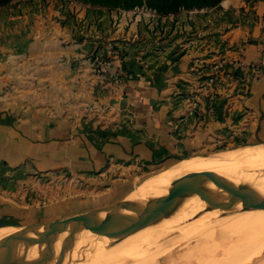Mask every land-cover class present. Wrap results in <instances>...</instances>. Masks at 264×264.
<instances>
[{
    "label": "rangeland",
    "instance_id": "rangeland-1",
    "mask_svg": "<svg viewBox=\"0 0 264 264\" xmlns=\"http://www.w3.org/2000/svg\"><path fill=\"white\" fill-rule=\"evenodd\" d=\"M223 1L220 0L215 5H211L212 0H10L5 4L0 3V12L3 11L4 18L14 21L8 30L2 28L4 33L12 32L15 23H18L27 11L32 10L39 15V19L34 21L41 31H44L42 33L69 37L61 38L63 42L59 44H42L41 50L52 53L70 52L74 56L70 65L80 67L76 73L44 74V70L43 74H40L38 68H33L41 65L40 60L32 63L27 56L31 50H26L24 53L27 55L23 54L17 59L12 57V61L5 64L4 70L11 72V75L5 76L4 79L8 83V92L14 95V105H23L26 110L47 113L55 108L57 112L68 113L69 117L66 118L70 119L77 130L85 129L89 141L101 142L105 138L96 140V132L104 131L105 137L106 132L117 131L120 118L127 114L129 108H122L120 102L124 101L127 81L139 73L142 76L143 71L138 70H143L145 52L159 50L156 48L159 43L150 46L147 39L160 37V23L163 20L171 22L178 14L188 11L204 14L214 10L218 13V6ZM237 2L243 6L241 9L248 8L246 13L253 11L250 9L261 8L264 18V0ZM256 18L259 17L255 15L254 21ZM2 23L0 21V27ZM234 25L230 29L237 28L236 24ZM211 38L199 46L202 50H209L207 44H210L217 49L212 50L213 54L208 63H203L206 69L201 73L198 71L200 79L204 80H198L184 95L183 92L178 94L182 95L180 98L183 103L188 104L193 112L198 107L200 97L210 99L211 102H207L210 113L226 122V127H222L223 130L219 131L215 139H210L205 146L196 148L194 154L183 155L168 165H143L133 161L130 170L123 171V167L128 164L115 162L113 170L109 171L107 176L99 178L91 176L94 174L72 176L54 172L33 173L28 180L13 190L15 198L23 202L21 206L26 207H23L19 219L10 226L23 227L36 222L63 219L115 203L125 197H134L136 190L148 178L185 160L207 157L201 156L204 154L217 156L235 152L253 153L262 149L264 140L255 136L259 117L254 108L243 104V101L253 94L250 83L258 79L260 69L253 64L251 67L258 70V73L253 72L252 75L245 76L237 70L240 68L247 72L248 65L243 54L248 40L245 35L239 38L238 34L236 38L239 39L232 44L228 43L229 40L224 42L222 38ZM235 50L236 58L230 56ZM209 75L214 76L212 82L208 79ZM57 85L62 87L53 90ZM243 132L248 137L241 135ZM260 145L262 146L255 148ZM108 165L111 164L107 163L105 167ZM182 221L181 218H175L167 223L154 225L151 234L144 232L137 235V239L124 236L117 246V252L124 254L118 264L124 263L126 259L141 257L157 245H163L161 248L166 253L168 250L166 256L160 255L154 261L157 264H169L175 261L172 259L182 255L185 260L179 258V262L183 260L184 264H264V218L243 224L245 229L238 230L229 224L220 235L219 247L212 250L213 254L208 258L204 257V252L211 249L213 241L219 235L210 238L207 247L201 251V258L196 261L189 260V256L186 258L195 249L194 242L189 241L175 249V243L172 241L196 224L189 218ZM163 235L166 239H161ZM170 239L171 242L166 244ZM60 252L62 251L57 253ZM179 262L177 260V263Z\"/></svg>",
    "mask_w": 264,
    "mask_h": 264
},
{
    "label": "crops",
    "instance_id": "crops-1",
    "mask_svg": "<svg viewBox=\"0 0 264 264\" xmlns=\"http://www.w3.org/2000/svg\"><path fill=\"white\" fill-rule=\"evenodd\" d=\"M237 1L224 0L218 6V13L213 10L200 15L188 11L178 14L171 22L163 20L160 23V37L148 36L147 39L150 46L159 43L156 46L159 50L145 52L143 70H138L143 71V74L140 76L139 73L127 81L124 101L120 102L122 108H129L127 114L120 118L117 131L106 132L105 137L104 131L96 132V140L105 138L101 142L89 141L85 129L77 130L66 118L69 117L68 113L57 112L55 108L42 113L26 110L17 103L14 105V95L9 94L8 83L4 80L5 76L11 75L4 67L12 61V57L20 58L23 54L27 55L24 53L26 50H31L28 59L32 63L40 60V66L32 65L39 69L40 74L44 70V74L76 73L80 67L70 65L74 57L70 52L41 50L42 44H59L63 42L60 39L66 36L42 33L44 31L35 23L39 19L36 12L27 11L15 23L12 32L4 33L2 28L8 30L14 21L4 18L1 11L0 231L11 227L10 224L19 219L23 207H26L21 206L23 202L15 198L13 190L33 173L54 172L72 176L94 174L91 176L99 178L107 176L115 162L128 164L123 167V171H129L133 161L143 165H168L183 155L194 154L196 148L215 139L219 131L223 130L222 127H226V122L210 113V99L200 97L198 107L193 112L180 98L198 80H204L200 79L198 71L201 73L206 69L203 63H208L212 50L217 49L207 44L209 50L203 51L199 46L210 41L211 37L222 38L224 42L229 40L231 44L244 35L248 40L243 54L248 65L247 72L240 68L237 70L245 76L256 72L251 67L253 64L260 69L258 79L250 83L253 94L243 104L255 109L259 117L255 136L264 140L263 11L258 8L250 9L255 13H246L248 8L241 9L243 6ZM255 15L259 18L254 21ZM8 23L10 26H7ZM234 24L237 28L230 29ZM237 34L239 38H236ZM230 56L236 58V50ZM55 87L52 89L56 91L62 86ZM63 87L66 90L65 85ZM61 118L64 120L61 121ZM241 135L248 137L245 132ZM107 163L111 165L105 167Z\"/></svg>",
    "mask_w": 264,
    "mask_h": 264
},
{
    "label": "bare ground",
    "instance_id": "bare-ground-1",
    "mask_svg": "<svg viewBox=\"0 0 264 264\" xmlns=\"http://www.w3.org/2000/svg\"><path fill=\"white\" fill-rule=\"evenodd\" d=\"M261 146L262 145L255 146V148H259ZM209 155L210 154H204L201 156L207 157L194 160H185L181 164L174 165L170 168H167L163 172L148 178L138 188V190H136L134 197L144 198L153 192L160 190L163 191L171 185H177L189 181H204L207 177L217 174L232 178L236 182H248L252 188L261 193L264 192V147L254 151L253 153L235 152L228 153L226 155ZM222 194L228 199L234 201L241 199V196L237 191H224ZM184 204L185 205L181 207L179 211L175 212L168 220L156 225L167 223L175 218H181V221L189 218V220H192L196 223L195 226L190 230L182 232V235H177V237L174 239L171 238L175 243V249L179 246H184L189 241L194 242L195 249L186 256V258L189 256V260L196 261L201 258V251L207 247L210 238L215 235H219V237L213 241L211 249H207L208 251L204 252V257H210L213 254L212 250L219 247L221 240L220 235L226 230V227L229 224L238 230L245 229L246 227H243V224L249 222L251 223L252 220L259 221L261 218H264V208H251L233 211L220 216L219 211L217 210H203L205 204L199 201L197 198L189 199ZM153 226L154 225L145 226L131 229L123 233H117L112 238L106 237L105 232H102L99 235H93L90 237L91 245L88 249H86L87 251H80L73 248L72 246H68L67 242H65L60 237L55 247L57 252H62L56 253V255L50 259L47 264H118L121 262L124 255L123 252H117V246L119 243H121L120 241L122 238L124 236H129L137 239V235H142L144 232H149V234H151ZM21 229L22 226L5 227L0 231V242L7 239L8 237L18 234ZM88 232L89 231H85L79 237V240H81L83 243H87L89 240ZM163 236L164 237H161V239H166L165 235ZM147 237L149 236H146V238ZM171 239L165 243H170ZM162 246L163 245H157V247L151 251H147L141 257L136 259H126L122 264H155L156 262L154 261L157 260L160 255L166 256L168 254V250L166 253L164 249L161 248ZM175 249L173 251H175ZM93 252H95V254L92 255ZM13 258L14 256L12 248L0 251V264H9ZM179 258L184 257L182 255L176 259H172L175 261H171L169 264L182 263L183 260L181 259L182 261L179 262ZM138 260L144 262L142 263ZM177 260L179 263H177ZM186 260L188 261V259ZM218 262L220 263V261Z\"/></svg>",
    "mask_w": 264,
    "mask_h": 264
},
{
    "label": "water",
    "instance_id": "water-1",
    "mask_svg": "<svg viewBox=\"0 0 264 264\" xmlns=\"http://www.w3.org/2000/svg\"><path fill=\"white\" fill-rule=\"evenodd\" d=\"M224 191H237L241 199H228L222 194ZM192 198L205 204L203 210H217L220 216L264 208V192L252 188L248 182H236L217 174L204 181L171 185L144 198L125 197L81 214L25 225L18 234L0 242V251L13 249L14 258L9 264H47L57 253L55 245L60 237L68 246L84 251L90 247L93 235L105 232L106 237L112 238L117 233L162 223ZM85 231H89L87 243L79 240Z\"/></svg>",
    "mask_w": 264,
    "mask_h": 264
},
{
    "label": "trees",
    "instance_id": "trees-1",
    "mask_svg": "<svg viewBox=\"0 0 264 264\" xmlns=\"http://www.w3.org/2000/svg\"><path fill=\"white\" fill-rule=\"evenodd\" d=\"M9 1H10V0H0V3H1V4H5V3L9 2ZM165 1H168V0H165ZM172 1L175 2V1H183V0H172ZM219 1H220V0H212L211 5H215V4H217ZM168 5H170V4H168Z\"/></svg>",
    "mask_w": 264,
    "mask_h": 264
},
{
    "label": "built area",
    "instance_id": "built-area-1",
    "mask_svg": "<svg viewBox=\"0 0 264 264\" xmlns=\"http://www.w3.org/2000/svg\"><path fill=\"white\" fill-rule=\"evenodd\" d=\"M256 72H258V70H255ZM212 75V74H211ZM211 75H209L208 76V79L212 82L213 81V78H214V76H211Z\"/></svg>",
    "mask_w": 264,
    "mask_h": 264
}]
</instances>
